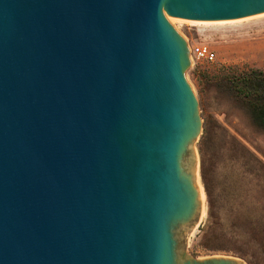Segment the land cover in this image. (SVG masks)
<instances>
[{"label":"water","instance_id":"95a60500","mask_svg":"<svg viewBox=\"0 0 264 264\" xmlns=\"http://www.w3.org/2000/svg\"><path fill=\"white\" fill-rule=\"evenodd\" d=\"M259 14L264 0H0V264H246L186 252L202 123L166 16Z\"/></svg>","mask_w":264,"mask_h":264},{"label":"rangeland","instance_id":"374dc122","mask_svg":"<svg viewBox=\"0 0 264 264\" xmlns=\"http://www.w3.org/2000/svg\"><path fill=\"white\" fill-rule=\"evenodd\" d=\"M166 18L189 50L205 45L215 54L212 62L191 56L185 72L202 123L194 151L204 210L186 252L196 259L230 256L264 264V130L227 82L244 72L264 74V14L213 22Z\"/></svg>","mask_w":264,"mask_h":264},{"label":"trees","instance_id":"16d2710c","mask_svg":"<svg viewBox=\"0 0 264 264\" xmlns=\"http://www.w3.org/2000/svg\"><path fill=\"white\" fill-rule=\"evenodd\" d=\"M227 82L232 87L236 95L247 105L251 111L253 122L262 130H264V74L257 71L244 72L238 75L227 77ZM204 165V155L202 154L201 178L206 188V172Z\"/></svg>","mask_w":264,"mask_h":264},{"label":"built area","instance_id":"2783aa9c","mask_svg":"<svg viewBox=\"0 0 264 264\" xmlns=\"http://www.w3.org/2000/svg\"><path fill=\"white\" fill-rule=\"evenodd\" d=\"M194 56L197 60L212 62L215 54L205 45H197L190 48V57Z\"/></svg>","mask_w":264,"mask_h":264},{"label":"bare ground","instance_id":"6f19581e","mask_svg":"<svg viewBox=\"0 0 264 264\" xmlns=\"http://www.w3.org/2000/svg\"><path fill=\"white\" fill-rule=\"evenodd\" d=\"M174 20H175V19L170 18V21H174ZM198 181H199V180L197 179V183H198V186H199V189H200L201 197L203 198V194H202V191H201V186H200V184H199ZM203 214H204V210L202 209L201 217L203 216Z\"/></svg>","mask_w":264,"mask_h":264}]
</instances>
